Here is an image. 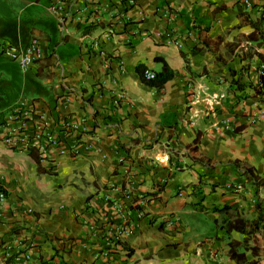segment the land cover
I'll return each instance as SVG.
<instances>
[{
    "label": "crops",
    "instance_id": "crops-1",
    "mask_svg": "<svg viewBox=\"0 0 264 264\" xmlns=\"http://www.w3.org/2000/svg\"><path fill=\"white\" fill-rule=\"evenodd\" d=\"M126 1L0 0V124L28 102L57 134L79 128L77 154L49 147L39 172L0 126V264H109L95 258L124 224L122 264H264V229L227 233L213 211L264 209L242 169L264 179V44L248 39L264 0ZM33 40L27 71L1 53ZM163 64L173 78L145 86L137 68Z\"/></svg>",
    "mask_w": 264,
    "mask_h": 264
},
{
    "label": "built area",
    "instance_id": "built-area-1",
    "mask_svg": "<svg viewBox=\"0 0 264 264\" xmlns=\"http://www.w3.org/2000/svg\"><path fill=\"white\" fill-rule=\"evenodd\" d=\"M245 4L248 6L247 1ZM131 5H133V0H127L126 6L129 7ZM109 9L112 12L111 15L116 11L113 7ZM176 45L181 47L179 43H176ZM1 53L9 61L16 63L22 71L29 70L42 59V51L36 40L31 41L25 50H21L10 44H5L1 47ZM143 77L147 80H152L154 73L149 70H144ZM114 103L116 104L118 101H114ZM28 105V102H21L16 107H13L8 112L6 121L0 124V126L3 125L7 130L6 137L3 139L4 144L11 149L25 151L27 153L35 152L40 159L45 157L49 147H57L61 155L74 156L73 154H77L74 151L77 147L78 126L73 123H64L61 126L62 129L59 135L52 130L51 125L43 115L36 112L32 107H28ZM5 198V191L0 190V203ZM115 209L119 214L125 215V208H122V206L117 205ZM30 212L31 210H28V213ZM141 215L138 218H141ZM127 232V224L122 225L117 234L109 238L106 250L102 251L95 258L96 261L106 259L109 261V264H122L115 260V256L119 255L120 252L126 254V250L122 246V240ZM5 255L4 258L7 260L10 256L8 253H5Z\"/></svg>",
    "mask_w": 264,
    "mask_h": 264
},
{
    "label": "trees",
    "instance_id": "trees-1",
    "mask_svg": "<svg viewBox=\"0 0 264 264\" xmlns=\"http://www.w3.org/2000/svg\"><path fill=\"white\" fill-rule=\"evenodd\" d=\"M255 31L249 36L250 41H260L264 44V31H261L257 26L254 27ZM258 58L264 64V57L258 55ZM144 69L142 67L137 68V73L139 74L141 82L153 89H161L163 86L173 78V72L168 68L166 64H163L162 71L160 73H154V78L152 80H147L143 77ZM235 82H233L234 84ZM237 85V84H236ZM254 91V95H260L264 91V67L259 76V83L256 87L252 88ZM198 143V140L195 141V144ZM31 158L36 162L38 165L39 172L40 170V158L35 152L31 153ZM238 166V164L236 165ZM243 174L247 176L249 180L253 182V184L259 188L264 186V179H259L255 176L252 172L251 168L242 167ZM261 202L258 201L256 205V212H257V219L251 223L245 221L241 216L240 213L235 208L223 207L222 209H213L214 212H217L220 215H226L227 218L222 219V216L216 221L217 227L219 229L225 230L227 233L230 232H237L241 234L253 235L259 232L261 229H264V209L261 208ZM233 245V249H232ZM236 246H240L239 243L234 242L230 244L231 251L230 257L237 262H245V253H237L235 250ZM248 249V248H247ZM253 254H256V247H250ZM246 250V248H245Z\"/></svg>",
    "mask_w": 264,
    "mask_h": 264
},
{
    "label": "rangeland",
    "instance_id": "rangeland-1",
    "mask_svg": "<svg viewBox=\"0 0 264 264\" xmlns=\"http://www.w3.org/2000/svg\"><path fill=\"white\" fill-rule=\"evenodd\" d=\"M8 62H10V63H13V64L17 65L16 63H14V62H11V61H9V60H8ZM17 66H18V65H17Z\"/></svg>",
    "mask_w": 264,
    "mask_h": 264
}]
</instances>
